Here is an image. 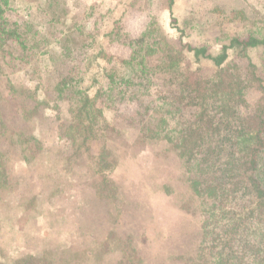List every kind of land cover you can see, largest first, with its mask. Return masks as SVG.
<instances>
[{
  "label": "rangeland",
  "instance_id": "obj_1",
  "mask_svg": "<svg viewBox=\"0 0 264 264\" xmlns=\"http://www.w3.org/2000/svg\"><path fill=\"white\" fill-rule=\"evenodd\" d=\"M2 8L5 30L18 36L0 28V45L6 46L0 71V264L31 258L51 264L210 262L201 255L211 230L201 213L209 207L189 189L199 162L187 160L188 149L181 160L176 153L182 151L165 140L199 112L182 110L177 125L165 112L173 94L163 84L178 79L174 73L152 69L135 80L138 104H117L116 95L105 104L102 96L94 106H104L103 114L86 141L78 137L73 145L65 127L86 96L108 89L111 75L118 82L123 76L119 60L131 56L126 35L139 39L152 23L155 33L147 42H156L155 52L149 55L143 45L145 64L166 68L172 62L167 50L178 52L180 68L205 81L212 61L196 59L187 47L214 55L232 38L264 37V0H173L170 6L169 0H4ZM250 58L264 73L263 53L250 52ZM242 69L241 76L250 71ZM66 80L70 84L58 89ZM118 92L130 98L122 85ZM136 116L143 124L157 118L150 139L135 141L138 128L130 118Z\"/></svg>",
  "mask_w": 264,
  "mask_h": 264
},
{
  "label": "trees",
  "instance_id": "obj_2",
  "mask_svg": "<svg viewBox=\"0 0 264 264\" xmlns=\"http://www.w3.org/2000/svg\"><path fill=\"white\" fill-rule=\"evenodd\" d=\"M172 2L173 0H169V6ZM3 5L4 0H0L1 31L9 34V37H14L16 32L6 31L2 23L5 22L2 18ZM151 26L152 29L142 34L139 39L126 35L129 38L131 56L119 60V64L124 67L123 76L118 82L115 80L116 76L111 75L108 89L96 90L94 96H86L83 103L78 104L80 107L72 109V120L65 127L68 132L66 137L75 145L78 137L86 141V136L95 131L98 117L102 116L105 107L97 108L94 105L102 96L105 104L112 101L115 95L118 96L115 100L117 104L132 101L138 104L136 102L138 94L135 92V84L138 83L135 80L142 81L143 77H149L152 69L161 72L160 74L174 73L178 79L164 80L163 84L166 87L171 85L167 93L173 94V98H168L169 107L165 112L173 115L170 119L173 122L177 121L175 125L182 121L175 117L180 116L182 110L198 107L199 112L194 122L183 125L179 131H170V136L167 133L168 138L165 140L171 144L173 151H182L175 152L181 160H186L183 153H189L184 152L188 149L190 155L187 160L194 159L199 162L195 166V169L198 167L197 173L189 180V189L194 193L196 200L197 198L202 200V205L209 207V210L201 213V216L209 218L210 223L204 225L211 229L210 238L202 227L205 232L202 245L206 251L201 255L211 259L205 264H264V78L261 77L264 73L260 71L262 67L252 62L250 58V52L256 51L263 53L264 56V37L250 33L246 38H232L214 55L207 53L206 48L188 46V50L194 52L196 59L202 56L210 59L214 65L211 78L201 81L192 70L180 68L183 59L178 52L173 55L167 50L166 57L172 62H168L166 68L164 66L153 68L145 64L143 45L147 46L146 52L149 55L155 52L153 45L156 42L152 44L147 42L155 33V26L152 23ZM157 43L159 44V40ZM5 47L0 45V55L6 52ZM239 47V52H236ZM159 50L157 47L156 52ZM231 50L236 52V57L229 62ZM4 55L0 56V71L3 66L1 57ZM238 58L246 60L247 65L238 61ZM245 67L250 68V71L241 76L242 68ZM68 84L70 82L66 80L60 83L58 89L63 90ZM121 85L124 87V95L130 97L128 100H124L121 92L114 94ZM250 89H253L252 92ZM25 93L29 94L27 91ZM0 96H3V92ZM32 96L28 95L27 99H32ZM253 103L257 105L255 108H252ZM139 108H143L140 103ZM27 109L29 108L24 110ZM36 111L35 108L30 117H33ZM147 112L146 109L143 114L147 115ZM135 118L137 116L130 118L133 119L134 128H138L135 141L150 139V134L156 131L157 118L148 117L144 124L139 118L136 123ZM108 128L113 129L111 125L105 124L104 129ZM157 133H162V130ZM234 206L242 207L236 210ZM205 252L207 254H204ZM44 260L43 258L32 262L26 260L24 264L33 262L51 264Z\"/></svg>",
  "mask_w": 264,
  "mask_h": 264
}]
</instances>
